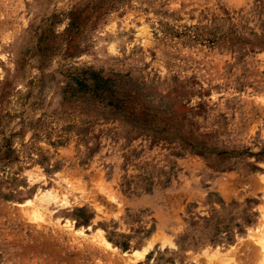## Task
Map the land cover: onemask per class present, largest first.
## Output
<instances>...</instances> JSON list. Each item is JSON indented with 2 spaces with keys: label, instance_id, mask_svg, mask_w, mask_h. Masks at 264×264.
<instances>
[{
  "label": "rangeland",
  "instance_id": "374dc122",
  "mask_svg": "<svg viewBox=\"0 0 264 264\" xmlns=\"http://www.w3.org/2000/svg\"><path fill=\"white\" fill-rule=\"evenodd\" d=\"M263 177L264 0H0V264H264Z\"/></svg>",
  "mask_w": 264,
  "mask_h": 264
},
{
  "label": "bare ground",
  "instance_id": "6f19581e",
  "mask_svg": "<svg viewBox=\"0 0 264 264\" xmlns=\"http://www.w3.org/2000/svg\"><path fill=\"white\" fill-rule=\"evenodd\" d=\"M263 180H264V177H263ZM42 193L40 194L41 196L38 198L39 199V201H40V203H42V204H50L52 201H56L57 200V195H55L54 193H52L51 191H41ZM39 196V195H38ZM63 202H64V198H63ZM263 215H264V213H263ZM38 216L36 215V217L35 218H37ZM72 223H70V227L72 228ZM84 228H79V229H77V232H79V233H81V232H83L82 230H83ZM97 237H99V239L104 243V244H106V245H109V243L108 242H106L105 240L106 239H104L103 238V236H102V234L101 233H99V234H97ZM259 241H260V243H261V246H262V249H263V254H264V232H263V234H261V237L259 238ZM148 247V246H147ZM145 251V250H144ZM126 253V252H125ZM129 253V252H128ZM135 253H138V255L139 256H142L143 254L142 253H139V252H136L135 251ZM140 258V257H139Z\"/></svg>",
  "mask_w": 264,
  "mask_h": 264
}]
</instances>
